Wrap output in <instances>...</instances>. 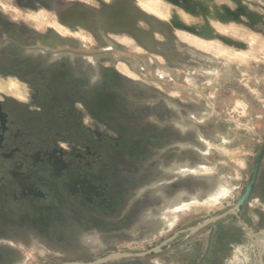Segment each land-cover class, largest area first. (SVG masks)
<instances>
[{"label":"flooded vegetation","instance_id":"af4514ba","mask_svg":"<svg viewBox=\"0 0 264 264\" xmlns=\"http://www.w3.org/2000/svg\"><path fill=\"white\" fill-rule=\"evenodd\" d=\"M98 1L100 11L104 4H125ZM129 1L140 8L136 0ZM230 1L220 5L236 8ZM80 6L68 0H0V264H127L126 257H119L118 263L106 258L108 251L120 248L113 240L126 242L151 231L161 244L163 234L169 233L168 243L154 252L164 248L173 253L176 233L188 244L195 234H206L201 212L187 213L182 226L179 220L167 229L141 222L143 215L153 220L157 210L172 206L171 199L180 192L186 203L193 195L201 203L185 207L190 210L206 206L202 203L213 191L217 164H208V159L217 154L215 144L221 140L217 134L207 138L206 119L200 117L208 104L201 87L188 92L195 103L171 92L180 78L193 85L199 72L186 65L183 75L167 70L172 82L164 90L147 75L156 60L145 55L144 63L141 51L125 47L121 55L113 54L119 45L110 39V26L97 35L96 49L55 24L41 27L40 19L32 16L48 9L59 25L76 31L79 25L62 21ZM256 13L262 15L260 20L244 24L253 29L261 24L259 31H264V12ZM132 16L147 34L143 42L122 33L166 55L165 45L179 28L170 18L151 24ZM197 17L200 24L187 23L201 30L205 21ZM56 38L61 42L51 43ZM180 47L198 56L188 50L191 47ZM192 119L198 124L192 125ZM251 150L244 174L236 175L237 184L221 197H232L227 214L253 233L264 230V135L259 143L252 142ZM253 179L247 200L235 209ZM237 230L215 223L210 237L219 247L224 241L236 243ZM191 260L189 264H207L205 254ZM220 260L215 256L209 264Z\"/></svg>","mask_w":264,"mask_h":264},{"label":"rangeland","instance_id":"374dc122","mask_svg":"<svg viewBox=\"0 0 264 264\" xmlns=\"http://www.w3.org/2000/svg\"><path fill=\"white\" fill-rule=\"evenodd\" d=\"M68 1H76L90 11L100 13V9H98V0ZM128 1L129 0H122V2L125 3L123 6L127 9L125 11V16L127 18L124 24L130 25L134 21L132 15L136 18L138 13L136 11V6L129 1L130 4ZM202 1H205V4L202 3L209 8V11H207L208 13L206 12L208 15L205 14L206 19L208 18V23L205 22V24L200 27L202 36H197L185 30H173V41L166 43L164 48L166 55L148 49L145 47L144 43H136L134 38L126 33L118 31H109L108 33L112 42L119 45L116 46L115 50L117 51H114L113 54L121 55L122 53L120 50H122V47H125V49L128 50L137 49L139 53L141 51L144 63L147 62L145 55L157 61V63L153 64V67L149 69L147 75L149 81L156 82L164 90H166V85L169 82H172L167 76V70L183 75V66L186 65L187 68H195V70L199 72L196 80L192 79L193 85L180 78L179 81L176 80L174 82L175 89L171 92L174 94L183 93L182 96L176 97L191 100L192 103H195L193 99H196V97L192 95L188 96V92L192 91V87L195 85L201 87L200 91L208 104V106H206V114L201 115L200 117V119H206L204 126L207 138L209 139L210 134L212 136L217 134L218 136L220 135L218 140H221V143L218 142L215 144L216 149L218 150L216 154L217 156L214 155L213 158L208 159V164H210L209 161L212 164H217V174L215 178H212L214 183L211 185L212 187H210L213 191L209 193V197H206V200L202 203L206 206H196L190 208V210H185V207L190 204L201 203L195 195L192 196L191 203H186L183 198V192H180L171 199L173 207L170 206L171 204H166L164 207L157 210L155 213V219L150 220V218H146V216L143 215L141 217V222L143 224H148L149 226H158L161 230L162 228L167 229V227L177 223L179 220H181L180 226H182L187 213L201 212L204 215L201 218V224L205 221L207 222L206 234L201 236L195 234L192 236L191 244H188L184 242L183 235L176 233L175 237L177 238L174 237L173 253L171 251L167 252L164 248H162L163 252H154L156 248L160 247V245L168 243L171 239L170 237H172V234L169 233L163 234L164 236L161 238V244L158 243L161 240H157L158 242L154 240L156 235L155 232L151 233V231L141 234V238H132L126 242L113 240V242L120 248L112 249L106 253V258L116 259L111 261L112 263H118L119 257H126L127 264H155L157 259H161V264H189V261L191 259L193 260L194 257H198L199 254H205L207 264H209V261L214 259L215 256H217V259H221L218 264H264V230H254L253 233H250L247 229H243L241 225L238 224L237 220L232 218L226 212L228 207L233 203L232 197H221L230 193L229 189L237 184L235 178L236 175L241 177L244 174V165L247 157L250 156L252 152V142L257 144L263 139L264 31H259L261 24H258L253 29L244 23L222 19V16H225L226 13L224 12L225 9L223 6L226 4H220L230 3V0H215L218 5L214 0ZM233 1H236V4L238 3L237 5L240 4L243 6L244 4V7L248 12L251 13V15H254L256 19L258 18L257 20L262 18V15H259L256 12H264V10L261 9V3L264 4V0H249L254 4L253 9L256 12L251 8V2L247 0ZM136 2L141 9L146 13L153 15L158 20H166L169 18L171 20L179 16L178 18L183 19L188 23H201L199 17L176 7L167 0H136ZM206 3L211 4L206 5ZM229 8L236 9L230 6ZM211 10H213L212 13H209ZM215 11H217V13ZM37 12L38 15L32 16H36L40 19L41 27H45L48 24H55L59 30L64 33H72L75 37L79 38L82 43H93L96 49L100 45V42L97 40V35H104L108 31V29H106L101 23H98L92 29L90 27L89 29L79 26L80 28L78 30L70 31V29H65L64 25H59L60 23H58L54 12L45 8H42ZM222 12L224 14H222ZM198 13L200 14L201 10H199ZM85 16L86 18L83 19L84 23L89 25L96 23V15L89 13L88 16L86 14ZM209 18L211 19V22ZM256 19H245V23L252 25L257 21ZM103 20L110 26V23L106 18H103ZM90 30L93 31V36ZM217 32L235 40L244 41L247 43V47L242 49L227 45L219 39H210V36L214 35V33L217 34ZM160 34H162V32H160ZM138 35L140 37H145L147 34L139 29ZM153 40L156 42L153 38L151 42H153ZM60 42V38L51 40V43L54 44ZM155 42L153 43L156 44ZM180 45L183 47L194 48L198 53L191 48H188V50L193 55L201 56V58L198 56L194 57L185 50L180 51L179 49H182ZM124 53L130 56L134 52ZM118 66L126 73L135 77L137 76L134 71L126 70V67L123 64H118ZM170 67L171 69H168ZM156 72L164 76H157ZM184 75H186L189 80V75ZM194 89L197 88L194 87ZM196 121V119H192V125L198 124ZM194 129L198 130L196 127ZM195 134H197V132ZM233 142L234 145L230 146ZM217 160H221V163L217 162ZM192 171L198 172V168H193ZM209 171L210 168L206 167L205 172ZM209 177L210 176H208V178ZM228 203L230 205H228ZM215 223L227 227L230 225L234 227L237 226L239 234L238 241L236 243H234L233 240L232 242L224 241L222 246H215L214 236L210 237L212 234L210 229ZM194 225L198 226L199 223ZM157 236L160 237V234ZM195 241L206 242L207 244L204 246H195L193 244ZM162 259L164 260L162 261Z\"/></svg>","mask_w":264,"mask_h":264},{"label":"water","instance_id":"95a60500","mask_svg":"<svg viewBox=\"0 0 264 264\" xmlns=\"http://www.w3.org/2000/svg\"><path fill=\"white\" fill-rule=\"evenodd\" d=\"M170 3H172L173 5H175L178 8L183 9L184 11L195 15V16H202L204 21L206 23H208L205 14L208 11V6H205L201 1L199 0H167ZM81 6L78 8H75V10H71L69 11L66 16L64 17L63 21L64 23H73V24H77L79 26H86V23L83 22V19L86 18L85 14L88 16L89 13H92L94 15L97 16V21L95 24L97 23H101L103 26H109L107 25L103 18L107 19L110 23V29L113 31H118V32H127L132 34L133 36L137 37L140 41L143 42L142 37H140L138 35V30L140 29L136 23L135 20L130 24H124L126 22V16H125V11L127 9H125V7L123 6V4L121 3H117L116 5L113 6H105L104 4V9H102L100 11V13H95L92 12L90 10H88V8L82 6V4H80ZM136 11L138 13V15L136 16L137 19H144L149 21L151 24H153L154 22H158L160 20H158L156 17H154L153 15H150L148 13H146L143 9L136 7ZM224 9L226 11L225 19L227 21L232 20L235 22H239V23H245V19H249L251 18V13L248 12V10L242 6V5H237L236 9L234 11H232L228 5H224ZM199 10H201V13L199 14ZM243 16V17H242ZM172 25L176 28H179L181 30H185L191 33H194L196 35L202 36V31L200 29H198L195 25H190L188 24L186 21L176 17L175 19H171L170 20ZM247 24V23H246ZM210 39H219L222 42H224L227 45L230 46H234V47H238V48H246L247 47V43L244 41H239V40H235L229 36H226L224 34H221L219 32H217V34L212 35L210 37ZM254 182V179L249 183V185L247 186L246 192L243 194L242 197H240V199L237 201L235 209H239L240 206L242 204L245 203V201L248 198L249 192L251 190V186L252 183ZM207 222L205 221L204 223L200 224V225H205Z\"/></svg>","mask_w":264,"mask_h":264},{"label":"bare ground","instance_id":"6f19581e","mask_svg":"<svg viewBox=\"0 0 264 264\" xmlns=\"http://www.w3.org/2000/svg\"><path fill=\"white\" fill-rule=\"evenodd\" d=\"M242 1H243V0H242ZM242 1H241V2H242ZM244 1H245V0H244ZM201 2H203V1L201 0ZM204 2H205V1H204ZM204 2H203V3H204ZM208 2H209V1H208ZM210 2H211V1H210ZM235 2H236V1H235ZM248 3H249V2H248ZM204 4H205V3H204ZM209 4H211V3H208V4L206 3V5H209ZM214 4H215V3H214ZM237 4H238V3H237ZM245 4H246V3H245ZM217 5H218V4H217ZM217 5H216V7H217ZM223 5H224V4H223ZM210 6H211V5H210ZM243 6H244V4H243ZM250 6H251V5H250ZM221 7H222V6H221ZM223 7H224V6H223ZM247 7H248V6H247ZM212 8H213V7H212ZM219 8H220V7H219ZM208 9H209V8H208ZM215 9H217V8H215ZM221 9H223V8H221ZM230 9H231V8H230ZM231 10L234 11V9H231ZM177 11H178V10H177ZM208 11H209V10H208ZM212 11H213V10H211L209 13H212ZM218 11H219V10H218ZM250 11H251V10H250ZM173 12H174V10H173ZM215 12L217 13V11H215ZM224 12H226V11H224ZM252 12H253V11H252ZM177 13H179V12H177ZM207 13H208V12H207ZM179 14H180V13H179ZM214 14H215V13H214ZM220 14H221V11H220ZM222 14H224V13L222 12ZM206 15H208V14H206ZM206 15H205V16H206ZM211 15H212V14H211ZM211 15H210V16H211ZM216 15H217V14H216ZM250 15H251V14H250ZM218 16H219V15H218ZM177 17H179V16H177ZM211 17H213V16H211ZM216 17H217V16H216ZM175 18H176V17H175ZM219 18H220V17H219ZM225 18H226V17H223V16H222V19L226 20ZM251 18H252V20L256 19V17H255L254 15H251ZM207 19H208V18H207ZM209 19H210V18H209ZM220 19H221V18H220ZM257 19H258V18H257ZM257 19H256V20H257ZM182 20H183V19H182ZM224 20H223V21H224ZM213 21H214V20H213ZM218 21H219V20H218ZM223 21H222V22H223ZM210 22H211V19H210ZM220 22H221V21H220ZM229 23H230V22H229ZM204 28H205V27H204ZM206 28H207V27H206ZM213 28H214V27H213ZM213 28H212V29H213ZM205 30H207V29H205ZM215 33H216V31H215ZM215 33H214V35H215ZM207 35H208V32H207ZM210 37H211V36H210Z\"/></svg>","mask_w":264,"mask_h":264}]
</instances>
